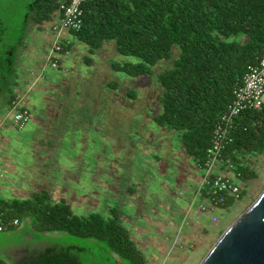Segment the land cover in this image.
<instances>
[{
    "label": "trees",
    "instance_id": "trees-1",
    "mask_svg": "<svg viewBox=\"0 0 264 264\" xmlns=\"http://www.w3.org/2000/svg\"><path fill=\"white\" fill-rule=\"evenodd\" d=\"M61 1L0 0V114L16 97L21 60L14 63V58L26 49L31 27L42 31L54 21ZM69 33L87 47L88 55L113 42L117 54L136 59L109 64L131 79L151 76L154 67L172 61L156 74L160 111L152 120L176 134L198 168L234 85L248 65L264 57V0H90L83 5L80 30ZM83 63L91 66L93 61L84 56ZM236 122L225 155L238 164L247 183L257 178L255 159L264 153V107L242 112ZM123 216L119 208H111L107 217L77 216L64 201L53 202L47 191L25 200L0 198L6 226L0 234L28 222L35 239L59 235L56 241L64 246L50 248L38 264H118L111 254L122 264H146Z\"/></svg>",
    "mask_w": 264,
    "mask_h": 264
},
{
    "label": "rangeland",
    "instance_id": "rangeland-1",
    "mask_svg": "<svg viewBox=\"0 0 264 264\" xmlns=\"http://www.w3.org/2000/svg\"><path fill=\"white\" fill-rule=\"evenodd\" d=\"M49 33L48 24L42 31L31 27L26 49L13 60H21L16 81L23 85L16 95L25 94L30 120L22 130L11 125L9 131H0V164H4V171L13 165L16 173L12 176L7 171L11 183L3 186L1 197L25 200L47 191L53 202L64 201L77 216L97 213L107 217L111 208H119L124 227L140 249L145 242L138 233L150 218L169 224L180 217V237L194 242L181 249L176 264H199L223 231L264 189V153L255 159L257 178L244 183L240 199L227 210L215 211L217 223L198 218V203L190 204L201 171L176 134L152 120L160 111L156 74L172 61L154 67L151 76L131 79L109 66L110 62H136L117 54L113 42H105L88 55L87 47L66 33L72 42L69 53L59 55L56 69L44 62L37 70L44 77L33 92L25 93V79L32 77L24 74L26 66L40 52L43 35L44 47L50 44ZM84 56L91 58V66L83 63ZM109 83L118 88L109 89ZM131 93L133 98L128 95ZM9 159L13 163H8ZM171 202L177 205L173 215L155 209L159 205L169 208ZM200 220L202 236L194 230ZM24 234L21 232V237ZM2 236L0 244L6 239ZM144 255L148 260V254Z\"/></svg>",
    "mask_w": 264,
    "mask_h": 264
},
{
    "label": "built area",
    "instance_id": "built-area-1",
    "mask_svg": "<svg viewBox=\"0 0 264 264\" xmlns=\"http://www.w3.org/2000/svg\"><path fill=\"white\" fill-rule=\"evenodd\" d=\"M88 1L90 0H62L54 21L48 23L50 44L47 46L45 62L52 68H57L60 54H67L62 45L64 35L80 30L83 23V5ZM39 79H42L41 74L35 76L32 84H29L24 92L29 93L33 82L36 83ZM24 95L21 93L16 95L0 118V126L6 120H10L18 130H22L29 122L30 112L25 105ZM262 107H264V57L256 64L248 65L241 80L234 85L232 100L227 106L226 113L216 122L205 158L198 165L201 179L192 204L196 201L197 211L207 214L212 224L218 221L215 211L228 208L230 203L240 199L243 192L244 182L238 164L225 155L233 142L232 132L237 126L236 119L246 110H257ZM18 224V220L12 223L14 226ZM5 229L6 226L0 217V233Z\"/></svg>",
    "mask_w": 264,
    "mask_h": 264
},
{
    "label": "crops",
    "instance_id": "crops-1",
    "mask_svg": "<svg viewBox=\"0 0 264 264\" xmlns=\"http://www.w3.org/2000/svg\"><path fill=\"white\" fill-rule=\"evenodd\" d=\"M44 35L42 36V44L41 46H39V48L41 49L40 52L35 55V57H33V59L31 58L29 60V63L26 66V70L24 72V74L26 73V76L29 74H31L32 77H30L29 80L26 81V86H24L23 90H26L29 86V84H32L33 79L35 78V76L38 73V69L40 68V66L44 65L45 62V55H46V51H47V46L44 47ZM62 43L64 44V46L66 47L67 50V54L70 51V48H72V42L71 39L65 34L64 38L62 39ZM60 55H65V54H60ZM59 64L58 67L60 66V59H58ZM22 73V72H21ZM22 75V74H21ZM42 77H44V75H41ZM21 80V77L19 79V81ZM33 82V87L31 88L30 92H33L34 88L37 86V84L39 83H35ZM18 88L16 90V93L18 92V89L20 86H22V82L18 83ZM6 107H4L1 111L0 114V118L5 114L6 112ZM11 125H13V123L10 120H6L5 122H3V124L0 126V131H9V129L12 127ZM14 126V125H13ZM15 127V126H14ZM16 128V127H15ZM5 129V130H4ZM14 129V128H13ZM2 132L0 133V139H2ZM8 141V140H7ZM10 162L8 163H13L12 159H9ZM1 162V161H0ZM11 165V164H9ZM13 165H11L10 169L7 168L6 171H4L2 168L4 167V164H0V174L2 175L0 177V198L2 199H9L6 197H1V193L3 192L4 188L3 186H5V188L8 186V183H11V180L6 177L7 171L12 175V176H16V173L13 172ZM183 180V179H180ZM6 182V183H5ZM8 182V183H7ZM131 188H130V192H131ZM179 192V191H177ZM177 192H174L177 193ZM195 195V194H194ZM133 197V196H132ZM195 196H192V201L194 199ZM10 199H15L14 198H10ZM17 199V198H16ZM17 200H21V199H17ZM167 203V202H166ZM168 204V203H167ZM192 205V202L191 204ZM123 206V205H121ZM172 208H171V207ZM169 208L164 207L163 205H159L157 207H155L156 210H159L158 213H162L164 210L169 212L170 215L175 214V209L177 207V205L173 202L170 203ZM229 208V205H228ZM226 208V210L228 209ZM201 215L198 216V218H204L207 217V219L209 220V216L207 214H203L200 213ZM128 216V215H127ZM175 220H177L176 222H170L169 224H163L160 221H157V219H149L148 223H144L141 232L138 233V236H140L141 240H143L145 242L144 246L140 249L144 255V253L148 254L146 259V264H176L178 262L175 261V259H177L178 256H180V254L182 253L181 249H185L186 247H190L194 240L193 239H187L186 237H180L179 235V223L182 224V221L180 222V217H177ZM207 220V221H208ZM202 222V220L197 221L196 223V233H199L201 236L204 235V231H202L201 227L202 224H200ZM28 222L26 223H21L18 228L16 229L15 232L13 233H3V236H5V240L3 241V243L0 244V264H12L11 261V257L7 256L9 254H20V255H24V253L26 252L25 247L18 245L17 242H13L10 241L12 236H21V232H29V227H28ZM194 232V233H195ZM193 233V232H192ZM200 236V237H201ZM9 239V240H8ZM61 246H64V244L59 243V244H47L43 247V251H38V254L41 253V255H44L50 248H59ZM28 248H32L35 249L33 246L27 247ZM39 249V248H36ZM145 250V251H144ZM180 253V254H179ZM111 256L116 260V262L118 264H122V261L120 260V262L118 261L120 258L118 257L117 259L114 257L113 254H111ZM145 256V255H144ZM146 258V257H145ZM39 259V257L32 258V262L28 263V264H38L37 260ZM180 261V260H179ZM181 263V262H180Z\"/></svg>",
    "mask_w": 264,
    "mask_h": 264
},
{
    "label": "water",
    "instance_id": "water-1",
    "mask_svg": "<svg viewBox=\"0 0 264 264\" xmlns=\"http://www.w3.org/2000/svg\"><path fill=\"white\" fill-rule=\"evenodd\" d=\"M199 264H264V189L223 231Z\"/></svg>",
    "mask_w": 264,
    "mask_h": 264
},
{
    "label": "flooded vegetation",
    "instance_id": "flooded-vegetation-1",
    "mask_svg": "<svg viewBox=\"0 0 264 264\" xmlns=\"http://www.w3.org/2000/svg\"><path fill=\"white\" fill-rule=\"evenodd\" d=\"M3 234H0V237ZM47 239H35L33 232H25L24 236H12L10 241L17 242L18 245L25 247L26 252L24 255L20 254H9L7 256L11 257L12 264H28L32 262L33 257H39L37 261L40 260L44 255L38 254V251H43V247L47 244H59L56 239L59 237L57 233L43 234ZM3 237V236H2ZM33 246L35 249L28 248ZM39 248V249H36ZM38 263V262H37Z\"/></svg>",
    "mask_w": 264,
    "mask_h": 264
}]
</instances>
